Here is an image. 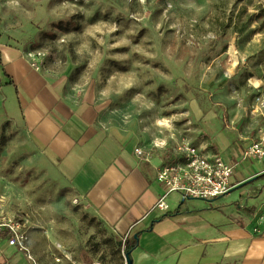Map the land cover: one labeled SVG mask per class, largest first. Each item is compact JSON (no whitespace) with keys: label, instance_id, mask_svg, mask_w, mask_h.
Returning a JSON list of instances; mask_svg holds the SVG:
<instances>
[{"label":"rangeland","instance_id":"1","mask_svg":"<svg viewBox=\"0 0 264 264\" xmlns=\"http://www.w3.org/2000/svg\"><path fill=\"white\" fill-rule=\"evenodd\" d=\"M229 43L238 53L225 47ZM4 46L49 80L64 81L68 101L92 102L99 123L139 137L136 148L154 158L165 154L164 146L143 148V139H161L165 148L190 142L212 150L223 132L234 137L264 128V0H0ZM223 49L238 55V66L224 62ZM14 108L13 89L0 92V209L27 220L34 231L51 229L66 244H103L105 231L72 190L31 163L26 134L8 118L18 117ZM249 170L236 168L243 175ZM255 183L227 198L240 201ZM178 197L166 200L170 210ZM207 204L184 200L177 223L213 224L219 214L227 216ZM201 232L193 227L195 236ZM75 245L52 254L55 262Z\"/></svg>","mask_w":264,"mask_h":264},{"label":"crops","instance_id":"2","mask_svg":"<svg viewBox=\"0 0 264 264\" xmlns=\"http://www.w3.org/2000/svg\"><path fill=\"white\" fill-rule=\"evenodd\" d=\"M227 46L238 53L234 43ZM236 59L238 55L228 66H238ZM245 64L242 60L243 68ZM0 83L1 94L10 88L14 91V113L18 117L8 118L26 134L31 163L37 164L51 181L71 189L90 218L105 231L106 241L99 243L100 248L96 246L98 239L66 244L57 240L51 229L42 233L29 225L28 248L36 264H125L117 243L137 233L136 245L128 253L132 264H264V161L240 158L254 129L234 137L223 132L213 149H208L223 154L234 166V188L207 202L213 210H227V216L219 214L213 224L194 219L182 225L177 223L182 217L181 207L178 215L160 218L183 203L180 197L173 206L179 205L172 210H152L163 193L156 180V167L172 160L175 147L165 148L161 139H143V148L164 146L161 152L165 154L151 157L150 162L138 158L133 150L138 147L139 137L138 141L128 138L111 125L99 123L98 109L92 102L68 101L64 81H51L34 71L13 47H0ZM242 164L250 169L245 175L236 171ZM254 181L253 186L242 191V200L227 198L233 190ZM194 226L201 228V234L194 235ZM74 245L76 249L68 252L70 255L65 253L55 262L52 254L62 249L67 252L65 249ZM0 264L31 262L3 241Z\"/></svg>","mask_w":264,"mask_h":264},{"label":"built area","instance_id":"3","mask_svg":"<svg viewBox=\"0 0 264 264\" xmlns=\"http://www.w3.org/2000/svg\"><path fill=\"white\" fill-rule=\"evenodd\" d=\"M225 54L228 57L227 63L231 64V56ZM232 54L234 55L235 52ZM30 65L38 70L35 61ZM246 141L247 144L240 153L241 160L264 161V128L254 132ZM134 154L147 162L151 160V155L143 149L135 148ZM233 171L234 166L219 154L206 147L182 142L173 149L171 161L156 167V180L163 187V193L152 210L167 212L169 205L166 200L172 194L179 196L182 201L195 199L211 202L222 197L234 188L231 182ZM28 234L27 220L6 214L0 209V243L5 241L8 247L21 252L31 264H36L29 252ZM127 239V236L121 239L123 258Z\"/></svg>","mask_w":264,"mask_h":264},{"label":"trees","instance_id":"4","mask_svg":"<svg viewBox=\"0 0 264 264\" xmlns=\"http://www.w3.org/2000/svg\"><path fill=\"white\" fill-rule=\"evenodd\" d=\"M179 208H180V205L172 212H168L166 214H164L163 216H161L160 218H163V217H167V216H175V215H178L179 214ZM138 240V233L135 234V237L134 238H130V239H127L126 241V244H125V248H124V252L125 254L126 253H129V251L135 247L136 245V242ZM121 241H119L117 243V249L121 252ZM129 259H130V256H129Z\"/></svg>","mask_w":264,"mask_h":264},{"label":"water","instance_id":"5","mask_svg":"<svg viewBox=\"0 0 264 264\" xmlns=\"http://www.w3.org/2000/svg\"><path fill=\"white\" fill-rule=\"evenodd\" d=\"M124 258H125V264H132L131 260L129 259V254L128 253L125 254Z\"/></svg>","mask_w":264,"mask_h":264}]
</instances>
